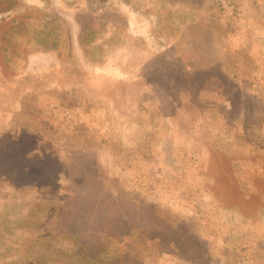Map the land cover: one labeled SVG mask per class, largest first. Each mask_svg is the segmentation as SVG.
<instances>
[{
	"label": "rangeland",
	"instance_id": "1",
	"mask_svg": "<svg viewBox=\"0 0 264 264\" xmlns=\"http://www.w3.org/2000/svg\"><path fill=\"white\" fill-rule=\"evenodd\" d=\"M136 2L141 12L153 14L150 0ZM132 9L124 0L0 2V50L8 66L0 72V155L14 151L12 169L22 167L31 178H43L39 186H48L2 185L17 194L0 200V215L17 208L18 216L39 196L63 205L74 187L72 175L94 172L101 177L98 185L84 187L91 198L92 193L98 198L111 194L105 188L119 189L144 208H134L137 215L146 211L151 222L156 209L183 216L189 225L181 224L182 234L194 233V225L207 238L189 262L159 252L169 244L151 237L152 226L133 227L130 238L142 232L147 236L144 264H264V222L241 229L212 211V175L217 172L214 165L209 170L205 165L207 145L231 157L264 152V0H205L195 11L182 4L181 24L194 19L199 28H176L165 48L162 43L153 47L150 23L138 21ZM109 10L125 13L130 33L124 26V38L142 40L146 50L124 46L100 62L83 61L76 42L80 25L95 23ZM93 28L96 32L101 26ZM69 34L77 63L73 53L61 56L70 51ZM141 52L147 59L143 64L133 61ZM183 62L193 84L201 86L195 106L185 88V72L181 75ZM229 82L249 96L247 111L241 112L240 104L232 107ZM172 119L192 132L186 136L184 130L185 135L171 140L166 130ZM25 154L33 158L24 160ZM60 163L65 169L57 176L58 186L51 187L47 181L55 179ZM44 164L50 166L47 176ZM46 191L52 197L46 194L45 199ZM224 191L221 185L222 199ZM164 229L156 236L165 237ZM55 240L68 246L59 235ZM209 254L222 255V262L208 263ZM0 264L9 262L0 257Z\"/></svg>",
	"mask_w": 264,
	"mask_h": 264
},
{
	"label": "trees",
	"instance_id": "2",
	"mask_svg": "<svg viewBox=\"0 0 264 264\" xmlns=\"http://www.w3.org/2000/svg\"><path fill=\"white\" fill-rule=\"evenodd\" d=\"M5 1L14 0H0L2 3ZM124 1L133 7L132 10L137 13L138 21L143 19L150 23L148 33L149 38L154 43L153 47L162 43L163 48H165L169 41L167 38L176 34L174 32L176 28L187 25L189 28L192 26L199 28V23L194 19H187L185 24H181L178 16H181L179 11L182 4L194 8L195 11L205 0H150L152 4L150 10L153 14H149L147 11L141 12V8L138 9L139 2L137 3L136 0ZM195 14L197 13H194V16ZM151 17L154 18L151 20ZM78 23L80 25V22ZM96 23H99L101 28L99 31L94 32L93 24ZM167 23H170L172 27L167 26ZM124 26L129 32V22L125 13H114L111 10L105 13L100 20H96L95 23L88 20V24H81L76 42L80 48L83 61L88 63L100 62L104 55L124 46L145 51L146 46L142 43V40H131L130 35L124 38ZM91 27L93 31L90 30ZM184 32V30H181L182 38ZM69 37L68 48L70 51L66 53L67 56L62 53V59L70 57L69 53L72 56L73 53L74 48L72 47L70 34ZM96 40L98 41L95 42ZM168 49H164L163 57L169 51ZM74 55L76 56V54ZM171 57L176 61V56ZM74 59L77 63L78 57L76 56ZM133 61L143 64L147 59L141 52ZM131 62L130 56L128 63ZM190 62H193L191 57ZM185 67L186 64L183 62L184 71L181 74L182 76ZM7 69L6 57L0 50V72H5ZM185 75V88L188 91L189 100L195 106L199 104L198 94L201 86L193 84L189 70L185 72ZM224 78L227 77L224 76ZM230 82L227 83V89L232 91L231 102H234L232 107L235 109L237 104H240L239 110L241 112L247 111L249 105L246 100L249 96L242 95L238 85L233 88ZM172 122L166 130L168 131V138L171 140L178 133L184 134V130L186 136L188 132H192V127L182 125L174 119H172ZM206 155V168L209 170L214 165L217 172L216 176L212 175L211 210L217 213L221 212L225 217L224 219L230 223L244 226L261 220L264 221V152L262 154L240 152L239 155L231 157L227 151L207 145ZM12 156H16L12 150L11 152L5 150L0 155V200L5 199L6 196H12L11 198H13L17 194L16 191L6 192L3 190L2 185L27 186L32 184L36 187L43 179L41 176L31 178L22 167L12 169L14 162ZM28 156L30 155H23L24 160L28 159ZM244 157L250 163V166L245 168L244 176L238 177L233 162ZM30 158H33V156H30ZM49 167L48 164H44L45 176L50 171ZM64 169L65 166L60 163L55 179L47 181L49 186H58L57 176ZM72 176L74 187L70 186L67 190L63 205L60 200L45 202L44 196H39L27 206L24 213H20L18 216H15L17 208L15 210H5L0 215V257L7 259L9 264H47L49 262L60 264H144L142 251L145 247L147 249V236L142 232L136 237L130 238L132 228H141L143 224L147 225L146 228L152 226L154 234L151 237L154 240L159 241L161 244L164 242L169 244V247L162 248L159 252H168L189 262L192 260V255H195L199 244L207 241L203 231L200 234V228H195L194 225V233L186 235L179 231L182 223L189 225L183 216L178 218L175 214L170 215L156 209L157 214L152 216L156 220L151 222L146 211V213H142L143 216L137 215L133 209L138 207L139 210L143 211L144 208L137 206V200L133 196L119 189L116 192H113L112 189L108 190L103 183L102 186L111 194L98 198V193H92L95 198H91L89 194H86L89 191L84 190V187L93 189L95 187L93 184L98 185L101 177L94 172H85V174L79 172ZM221 185L226 193L224 199L220 197ZM64 186L68 187L69 185L64 184ZM39 187L44 190L43 187L48 186L41 185ZM48 191L44 192L45 199L46 194L52 197V193ZM170 213L172 214V212ZM163 219L165 223H162ZM185 224L184 226H186ZM159 229L166 231L165 237L156 236ZM56 235L65 240L68 246L65 247L63 244L57 243L55 240ZM211 259L218 263L219 261L222 262V255L217 257V255L209 254L207 257L208 263L212 262Z\"/></svg>",
	"mask_w": 264,
	"mask_h": 264
},
{
	"label": "crops",
	"instance_id": "3",
	"mask_svg": "<svg viewBox=\"0 0 264 264\" xmlns=\"http://www.w3.org/2000/svg\"><path fill=\"white\" fill-rule=\"evenodd\" d=\"M264 150V149H263ZM247 159L244 157V158H239L238 159V161H235V162H233L234 163V165H233V167H234V169H235V173L237 174V176L238 177H242V176H244V171H245V168H247V167H249L250 166V163H248V161H246ZM225 218V217H224ZM224 221H225V223H230V222H228V221H226L225 219H224ZM262 221V220H261ZM264 222V221H263ZM233 224H235V226H240L241 227V229H247V227L246 226H244V225H241V224H237V223H230V225H233ZM237 224V225H236Z\"/></svg>",
	"mask_w": 264,
	"mask_h": 264
}]
</instances>
